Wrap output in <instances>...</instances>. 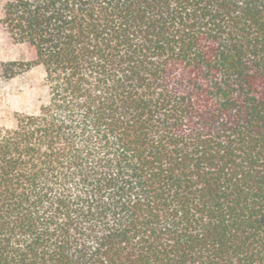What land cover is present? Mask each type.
<instances>
[{"label":"trees","instance_id":"trees-1","mask_svg":"<svg viewBox=\"0 0 264 264\" xmlns=\"http://www.w3.org/2000/svg\"><path fill=\"white\" fill-rule=\"evenodd\" d=\"M47 100L0 127V264H264V0H8Z\"/></svg>","mask_w":264,"mask_h":264},{"label":"rangeland","instance_id":"rangeland-1","mask_svg":"<svg viewBox=\"0 0 264 264\" xmlns=\"http://www.w3.org/2000/svg\"><path fill=\"white\" fill-rule=\"evenodd\" d=\"M7 1L0 0V19ZM27 58L26 48L9 43L0 27V127H13L17 113H35L47 100L48 92L41 66L31 68L9 80L2 78V63L26 61Z\"/></svg>","mask_w":264,"mask_h":264}]
</instances>
